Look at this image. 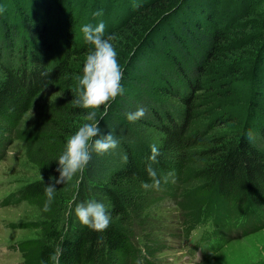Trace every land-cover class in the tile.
Instances as JSON below:
<instances>
[{
	"label": "trees",
	"instance_id": "16d2710c",
	"mask_svg": "<svg viewBox=\"0 0 264 264\" xmlns=\"http://www.w3.org/2000/svg\"><path fill=\"white\" fill-rule=\"evenodd\" d=\"M263 4L83 0L86 23L103 20L105 32L117 34L124 93L110 102L99 126L105 134L112 131L119 144L115 150L93 152L71 181L56 185L55 198L45 208L44 186L59 175L56 159L67 138L86 122L89 110L73 102L82 74L74 60L93 46L84 41L81 49L76 47L73 0H0V154L12 141L22 142L27 159L43 176L13 199L40 214L39 222L23 225L38 231L36 239L17 246L23 264H57L53 254L58 264H157L153 255L163 250L155 249L148 224L153 208L167 196L181 207V216L198 222L208 215L221 229L264 207V19L250 22L264 10ZM56 6V19L47 22ZM98 9L103 14L93 15ZM107 17L113 20L106 22ZM57 27L51 44L47 33ZM133 29L127 44L120 42L122 32ZM238 29L253 33L234 40ZM239 43L252 48L251 66L234 67L212 79L220 83L201 103L199 92L206 90L210 69ZM50 90L56 97L40 102ZM241 95L250 101L235 105L236 98L244 101ZM164 96L176 99L183 109ZM138 105L147 109L146 116L128 121L126 112ZM148 130L162 136L154 162L149 160ZM149 164L159 176L171 173L159 190L141 187L151 180ZM93 198L102 200L112 217L103 231L80 223L74 211L69 214L70 207Z\"/></svg>",
	"mask_w": 264,
	"mask_h": 264
},
{
	"label": "rangeland",
	"instance_id": "374dc122",
	"mask_svg": "<svg viewBox=\"0 0 264 264\" xmlns=\"http://www.w3.org/2000/svg\"><path fill=\"white\" fill-rule=\"evenodd\" d=\"M73 3L71 14L75 20L72 29L76 37L74 42L76 47L81 49L84 45L83 43L86 42L81 31V26L87 22L83 16L88 10L83 6V0H73ZM88 7L90 8V6ZM57 8L56 6L54 10L49 13L50 17L47 19V22L56 19L57 16L55 12ZM262 9H264V4ZM263 12L264 10L259 11L253 16L250 19V22H252L251 24H254L255 21L260 23L264 19V16L261 17V15H264ZM111 13H114V11ZM107 18L106 22L113 20L112 17ZM57 29L58 27L49 29L47 33L48 36H46V40L51 44L55 43L53 42L54 35L51 34L56 32ZM135 30L137 29H133L130 33L128 31H123L120 36V42L124 40L125 44H127L125 40L131 38L130 34L135 32ZM252 33L253 31L251 29H238L234 31L232 38H234V40L244 39L245 37L248 38ZM60 45H63L62 41ZM247 45L248 44L245 43H239L233 49H229V52L226 51L221 59H219L220 62H217L218 64L215 63L213 65L212 69H210L209 76L205 78L206 90L199 92V95L202 96L201 103H206L208 98L204 97L210 96L211 87H217L220 83H215L212 79L221 78L228 69L234 67H241L240 69H242L243 67L251 66L248 65V62L250 63L253 50ZM53 49L54 48H51V50L48 51V56L52 55ZM85 57L86 55L74 60L77 68L83 69ZM222 69H224V71H222ZM217 71L221 74L219 77L216 76ZM77 87L79 88L78 84ZM177 88L179 89L178 86ZM55 97V92L50 90L42 95L40 102L50 101ZM164 97L170 103H175V107L178 110L183 109L181 103L176 99ZM240 97H242L244 101L242 102L241 99L236 98L233 100L235 101V105L242 106L246 101H250L242 95ZM211 99L213 101L215 100L213 95ZM215 103L216 106L221 105L220 102ZM204 111H206V109H203V112ZM225 131L226 130H221L220 134ZM147 132V142L150 145L155 143L159 146L162 136L154 130H148ZM5 142H8L7 137ZM42 177L37 167L27 159L25 155V145L18 140L12 141L7 146V151L0 159V201L9 194L15 197L22 187ZM14 197L12 198L11 204L0 207V223H4V228L0 229V264H23V258L18 252L17 246L21 242L36 239L38 234L35 228L23 226L39 222L40 214L38 209L26 202H15L13 200ZM260 209V211H256V213L243 224L242 228L245 233L239 238L230 241L219 253L214 254L204 249V252L207 251L213 255L209 258L208 262L203 264H264V207ZM181 210V207L177 206L175 200L170 199L169 196L165 197L162 202L153 208V221L149 223L148 226L150 225L153 231V236L151 238H154L157 244V248L155 249L163 250L162 253L153 255V261L157 262V264H198L201 261L200 252L192 246L190 243L191 241L178 233L181 221H183L180 214ZM206 233H208V229Z\"/></svg>",
	"mask_w": 264,
	"mask_h": 264
},
{
	"label": "clouds",
	"instance_id": "9594fccd",
	"mask_svg": "<svg viewBox=\"0 0 264 264\" xmlns=\"http://www.w3.org/2000/svg\"><path fill=\"white\" fill-rule=\"evenodd\" d=\"M102 9L96 10L93 15L101 16ZM103 20L96 25L85 23L81 26L84 39L93 47L89 50L83 63L82 74L78 77V95L73 102L88 109L85 121L67 138L64 150L58 155L56 171L58 176L50 178L51 182L45 184L44 193L48 198L45 208L54 200L57 191L56 185L65 184L71 181L92 158V153H105L115 150L119 144V139L112 131L103 133L99 124L103 115H106L110 102L118 95L124 93L121 83L123 70L118 61V53L114 41L117 39L116 33H106ZM101 106L102 115L98 118L97 112ZM147 109L138 105L134 111L126 112L128 121H138L146 116ZM150 161H156L160 155V148L157 144L150 145ZM124 159H127L125 154ZM148 175L150 181H143L141 187L146 190H159L162 184L168 182V175L159 176L157 171L149 164ZM74 211L80 223L96 231H103L111 222V214L107 211L102 200L86 199L75 204L74 210L70 207L69 214ZM53 259L57 261V254H53Z\"/></svg>",
	"mask_w": 264,
	"mask_h": 264
}]
</instances>
